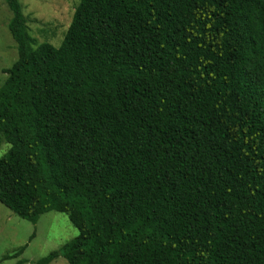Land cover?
<instances>
[{"label":"trees","instance_id":"obj_1","mask_svg":"<svg viewBox=\"0 0 264 264\" xmlns=\"http://www.w3.org/2000/svg\"><path fill=\"white\" fill-rule=\"evenodd\" d=\"M5 2L0 203L79 231L37 264H264V0H80L58 48Z\"/></svg>","mask_w":264,"mask_h":264},{"label":"rangeland","instance_id":"obj_2","mask_svg":"<svg viewBox=\"0 0 264 264\" xmlns=\"http://www.w3.org/2000/svg\"><path fill=\"white\" fill-rule=\"evenodd\" d=\"M26 19L29 36L36 46L49 43L58 48L71 25L80 0H18ZM14 15L5 0H0V87L7 79L4 70L10 69L18 60V46L8 31ZM4 144L0 148V159L8 151ZM79 231L66 214L50 212L43 215L36 226L20 219L0 203V264H37L52 252L61 250L75 239ZM33 235H35L33 237ZM25 247L16 259L3 260ZM52 264H68L60 258Z\"/></svg>","mask_w":264,"mask_h":264}]
</instances>
